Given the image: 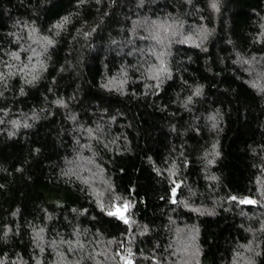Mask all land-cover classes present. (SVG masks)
Returning <instances> with one entry per match:
<instances>
[{"label": "trees", "instance_id": "1", "mask_svg": "<svg viewBox=\"0 0 264 264\" xmlns=\"http://www.w3.org/2000/svg\"><path fill=\"white\" fill-rule=\"evenodd\" d=\"M0 264H264V0H0Z\"/></svg>", "mask_w": 264, "mask_h": 264}, {"label": "snow or ice", "instance_id": "2", "mask_svg": "<svg viewBox=\"0 0 264 264\" xmlns=\"http://www.w3.org/2000/svg\"><path fill=\"white\" fill-rule=\"evenodd\" d=\"M233 199H235V197H233ZM241 202L242 203H255L254 201H241ZM122 207H123L124 210H127L129 205L128 204H124ZM108 214L109 215H119L120 218L125 219V217L123 216L119 206L116 207L115 211H110ZM125 222H127L126 219H125Z\"/></svg>", "mask_w": 264, "mask_h": 264}, {"label": "water", "instance_id": "3", "mask_svg": "<svg viewBox=\"0 0 264 264\" xmlns=\"http://www.w3.org/2000/svg\"><path fill=\"white\" fill-rule=\"evenodd\" d=\"M176 193H177V189L175 188V189L173 190L172 198H175ZM244 200H245V201H254L253 196H251V195H249V194H247V195L244 196ZM129 260H130V259H129Z\"/></svg>", "mask_w": 264, "mask_h": 264}, {"label": "rangeland", "instance_id": "4", "mask_svg": "<svg viewBox=\"0 0 264 264\" xmlns=\"http://www.w3.org/2000/svg\"><path fill=\"white\" fill-rule=\"evenodd\" d=\"M253 199H254V197H253ZM255 200V199H254ZM130 261V260H129Z\"/></svg>", "mask_w": 264, "mask_h": 264}]
</instances>
